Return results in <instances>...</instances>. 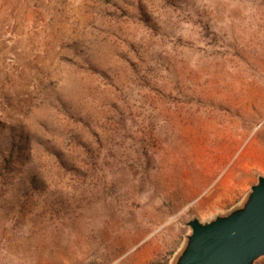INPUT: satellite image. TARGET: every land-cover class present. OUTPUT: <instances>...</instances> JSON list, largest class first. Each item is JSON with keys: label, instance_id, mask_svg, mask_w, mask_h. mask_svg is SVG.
I'll return each instance as SVG.
<instances>
[{"label": "rangeland", "instance_id": "374dc122", "mask_svg": "<svg viewBox=\"0 0 264 264\" xmlns=\"http://www.w3.org/2000/svg\"><path fill=\"white\" fill-rule=\"evenodd\" d=\"M258 175L264 0H0V264H173Z\"/></svg>", "mask_w": 264, "mask_h": 264}, {"label": "water", "instance_id": "95a60500", "mask_svg": "<svg viewBox=\"0 0 264 264\" xmlns=\"http://www.w3.org/2000/svg\"><path fill=\"white\" fill-rule=\"evenodd\" d=\"M191 232L173 264H253L264 256V175L224 214L190 218Z\"/></svg>", "mask_w": 264, "mask_h": 264}]
</instances>
